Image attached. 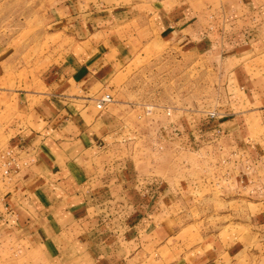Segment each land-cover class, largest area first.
Wrapping results in <instances>:
<instances>
[{"label":"crops","instance_id":"obj_1","mask_svg":"<svg viewBox=\"0 0 264 264\" xmlns=\"http://www.w3.org/2000/svg\"><path fill=\"white\" fill-rule=\"evenodd\" d=\"M237 1L201 13L183 2L171 8V0H55L48 36L61 38L63 57L48 66L38 91L16 93L24 124L0 141V156L13 150L20 167L0 182L4 264L12 245L21 252L18 264H145L189 226L185 212L191 196L196 202L201 195L202 175L187 171L190 159L200 168L204 158L217 168L225 163L215 177L222 194L252 204L256 217L248 210L220 226L224 253L204 263L199 255L193 264L249 260L250 245L264 246V0ZM217 31L233 44L226 46L232 69L223 103L208 113L179 111L159 126L183 173L142 172L135 149L141 125L97 104L145 50L195 59L213 51ZM250 193L254 202L242 198Z\"/></svg>","mask_w":264,"mask_h":264},{"label":"rangeland","instance_id":"obj_2","mask_svg":"<svg viewBox=\"0 0 264 264\" xmlns=\"http://www.w3.org/2000/svg\"><path fill=\"white\" fill-rule=\"evenodd\" d=\"M225 1L229 0H171L170 7L183 2L191 11L220 13L227 6L224 4ZM54 5L55 0H0L1 142H7L17 133L13 129H20V125L24 124L16 93L18 91L29 93L34 89L38 91L39 79L47 71L48 66L60 55L63 57L58 48L62 43L61 38L48 36L50 8ZM216 34L219 39L213 51L202 53L195 59L193 56L182 58L176 54L162 55L161 52L155 54L145 50L125 69L122 79L112 83L116 85L108 93L112 101L106 110L110 109L112 115L124 111L126 117L123 121L126 124L139 122L141 125L140 141L135 149L138 150L136 156L141 161L138 165L142 172L148 168L160 178L164 172L183 173L184 169L179 167L177 150L162 146L163 142L159 139L157 131L159 126L168 122L169 118L176 119L179 111L195 110L208 113L223 103L225 87L232 69L230 60L232 52L226 51V46L228 43V46L233 44L220 39L221 31H217ZM249 45L252 50L253 46L258 44ZM252 51L248 53L252 54ZM247 54L243 56L246 57ZM30 102L32 105L33 101ZM28 107L30 105L28 106L27 102L26 108ZM151 143L154 148L147 147ZM222 159L224 162V158ZM169 160L171 164H167ZM190 164L188 170L191 172L187 173H193L194 169L198 170L202 175V181L201 195L196 202H193L192 196L191 199H187L191 201L184 219L189 226L177 228L179 239L177 237L173 243L167 244L165 246L167 249L151 253L152 257L148 260L150 263L146 260L145 264H193V259L199 255L202 257L201 262H207L210 259L206 260V257L223 254L228 244L227 238L220 235L226 229L220 226L239 220L243 212L247 214L248 210L249 217H256V210L252 204L237 201L236 198L232 200L222 194L220 182L215 177L217 171L223 170L225 163L220 162L222 166L217 168L216 160L204 158L200 168L194 166L193 159H190ZM1 179L2 177L0 182ZM172 182L178 187L179 182L176 179ZM255 197L251 193L242 196L250 202H254ZM184 219L181 222H184ZM181 222L179 224H182ZM260 244L258 242L257 245L254 243L250 245L249 260L238 256L230 260L220 258L218 262L264 264V246ZM13 246V252L9 256L10 264H18V260L22 258L21 252L17 248L18 245ZM1 248L0 243V264H4L1 259ZM195 248L198 251L187 256L185 261L180 259ZM199 259L195 260L198 264Z\"/></svg>","mask_w":264,"mask_h":264},{"label":"built area","instance_id":"obj_3","mask_svg":"<svg viewBox=\"0 0 264 264\" xmlns=\"http://www.w3.org/2000/svg\"><path fill=\"white\" fill-rule=\"evenodd\" d=\"M112 99L110 95H105L98 104V109L102 110L105 108L106 105L111 103ZM1 164H0V177L6 178L9 175L10 168L15 167L16 171L20 170V167L18 164L15 163L16 156L13 153V150H7L5 151L1 156Z\"/></svg>","mask_w":264,"mask_h":264},{"label":"bare ground","instance_id":"obj_4","mask_svg":"<svg viewBox=\"0 0 264 264\" xmlns=\"http://www.w3.org/2000/svg\"><path fill=\"white\" fill-rule=\"evenodd\" d=\"M99 104V103H98ZM98 104H97V108H98ZM100 110V109H99Z\"/></svg>","mask_w":264,"mask_h":264}]
</instances>
